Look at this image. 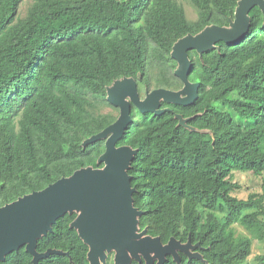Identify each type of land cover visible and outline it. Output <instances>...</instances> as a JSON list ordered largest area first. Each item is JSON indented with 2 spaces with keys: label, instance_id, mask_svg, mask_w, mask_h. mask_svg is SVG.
<instances>
[{
  "label": "trees",
  "instance_id": "1",
  "mask_svg": "<svg viewBox=\"0 0 264 264\" xmlns=\"http://www.w3.org/2000/svg\"><path fill=\"white\" fill-rule=\"evenodd\" d=\"M0 0V207L75 172L101 169L105 139L85 144L117 120L107 90L132 80L145 90L180 92L175 45L206 28L232 30L240 0ZM188 79L198 83L189 106L161 102L160 115L132 109L117 147L133 152L130 176L137 232L163 245L190 241L179 264H245L252 239L264 245V27L248 8L245 36L186 53ZM234 173L260 180L246 199ZM71 211L36 239L35 251H57L37 264H90V245ZM240 225L250 235H236ZM25 246L0 264H33ZM264 264V255L255 258ZM108 264V263H107ZM129 264H145L132 259ZM163 264H178L171 255Z\"/></svg>",
  "mask_w": 264,
  "mask_h": 264
},
{
  "label": "water",
  "instance_id": "2",
  "mask_svg": "<svg viewBox=\"0 0 264 264\" xmlns=\"http://www.w3.org/2000/svg\"><path fill=\"white\" fill-rule=\"evenodd\" d=\"M257 5L263 16L264 0H240L235 11L232 30L217 27L206 28L199 35L179 41L173 48L171 58L177 63L178 79L183 85L180 92L167 89L146 90L144 99L138 94L137 84L132 80L117 81L107 90V102L119 110L117 120L85 141L93 143L105 139L101 161L104 170L87 169L75 172L69 179H60L45 189L25 195L0 207V261L11 251L24 245L37 264L57 251H35L36 239L45 235L50 225L71 211L80 215L73 222L80 235L88 242L90 264H101L105 251H115V264H129L131 258L145 264H163L171 255L179 264L178 252L193 257L190 241L185 245L171 238L163 245L159 238L145 237V231L136 234V218L141 215L132 205L130 176L127 173L133 152L126 147H117L123 133L132 122L131 109L139 113L160 115L171 110L161 109V102L176 106H189L197 97L198 83H191L188 75L192 64L186 53L205 50L220 41L227 45L238 43L245 36V16L248 8ZM128 99V101H126Z\"/></svg>",
  "mask_w": 264,
  "mask_h": 264
},
{
  "label": "rangeland",
  "instance_id": "3",
  "mask_svg": "<svg viewBox=\"0 0 264 264\" xmlns=\"http://www.w3.org/2000/svg\"><path fill=\"white\" fill-rule=\"evenodd\" d=\"M119 3H127L128 0H116ZM184 9L185 16L189 21H195L197 18V14L195 9L190 5L187 0H176ZM31 0H22L18 8V16L23 17L26 13L28 6L30 5ZM145 92L143 91L141 94V99H144ZM112 113L114 116L119 117V110H114L112 108H105L103 113ZM233 181L238 185V189L232 192V196H235L238 199H246L252 193L260 192V180L254 177L250 173H234ZM234 230L236 235H243L246 237H250L251 235L243 229L240 225H234ZM259 255H264V245L259 241L252 239V252L251 256L247 259L245 264H256L255 258ZM115 255L112 252L108 255L106 259V264H115L114 261Z\"/></svg>",
  "mask_w": 264,
  "mask_h": 264
},
{
  "label": "flooded vegetation",
  "instance_id": "4",
  "mask_svg": "<svg viewBox=\"0 0 264 264\" xmlns=\"http://www.w3.org/2000/svg\"><path fill=\"white\" fill-rule=\"evenodd\" d=\"M138 88V87H137ZM138 90V89H137ZM146 91V90H145ZM144 91V92H145ZM138 92V91H137ZM139 96H140V94H139ZM141 98V97H140ZM126 101H128V99L126 100ZM133 109V108H132ZM132 109H131V112H132ZM100 170H104V166L100 169ZM79 215H80V212H79ZM141 232H143V231H141ZM141 232H136V234H139V233H141ZM145 236V235H144ZM146 237V236H145ZM114 253V255H115V251L112 249V250H110V251H105L104 252V254H105V260H104V262L103 263H101V264H106V259H107V257H108V255L109 254H111V253ZM152 257H153V259H154V264H157V259H155L154 258V256L152 255Z\"/></svg>",
  "mask_w": 264,
  "mask_h": 264
}]
</instances>
